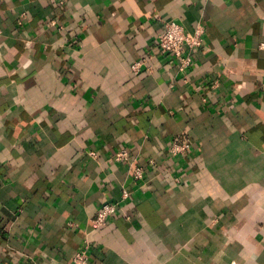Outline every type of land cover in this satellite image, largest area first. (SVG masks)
I'll return each mask as SVG.
<instances>
[{"label":"crops","instance_id":"obj_1","mask_svg":"<svg viewBox=\"0 0 264 264\" xmlns=\"http://www.w3.org/2000/svg\"><path fill=\"white\" fill-rule=\"evenodd\" d=\"M162 21L204 28L185 72ZM88 246L89 264H264V0H0V264Z\"/></svg>","mask_w":264,"mask_h":264},{"label":"built area","instance_id":"obj_2","mask_svg":"<svg viewBox=\"0 0 264 264\" xmlns=\"http://www.w3.org/2000/svg\"><path fill=\"white\" fill-rule=\"evenodd\" d=\"M163 29L156 39V44L159 49L169 57H172L176 63L179 71L185 72L191 68L193 62L194 51L201 49L204 45V28L198 27L191 33L187 31L181 24L175 21H162ZM145 60L139 61L132 66V70L137 73L144 65ZM192 150V142L187 133H182L173 138V141L168 149V153L173 156H185ZM90 155L94 158L97 157L96 152H91ZM113 159L122 164L128 165L129 172L137 182L138 185H145V165L137 163L135 164L130 156V151L122 149L118 151ZM151 166L155 165V161L150 160ZM179 182V179H175ZM131 198V192L124 190L122 193V201H127ZM120 209V203L107 202L104 203L96 218L94 219L97 227H103L107 224V221L116 215ZM90 259V247H86L76 253L74 258L68 264H89Z\"/></svg>","mask_w":264,"mask_h":264}]
</instances>
